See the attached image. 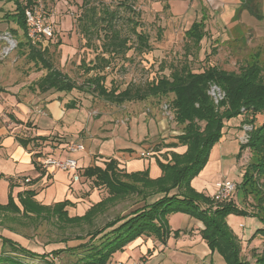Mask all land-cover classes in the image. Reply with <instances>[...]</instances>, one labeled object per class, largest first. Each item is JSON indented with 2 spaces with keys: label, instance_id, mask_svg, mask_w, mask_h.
I'll list each match as a JSON object with an SVG mask.
<instances>
[{
  "label": "crops",
  "instance_id": "0c3cea01",
  "mask_svg": "<svg viewBox=\"0 0 264 264\" xmlns=\"http://www.w3.org/2000/svg\"><path fill=\"white\" fill-rule=\"evenodd\" d=\"M51 6V0H48L47 8L51 10ZM0 7L14 10L11 8L14 7L12 4L0 3ZM246 8H260V12L264 9V0H153L151 3V10L154 15L160 16L162 25L165 22H176L177 27H184L186 31L193 23L202 20L204 36L200 41L198 61H204L203 67L213 65L222 69L228 63L239 66L245 61L253 60H260L264 65V19H256ZM53 19L54 17L52 22ZM43 46L49 47L48 42H44ZM2 83L0 87L4 84L7 87L2 88L4 92L0 89V208L6 207L11 199L18 212L11 209L0 210V236L19 243L32 253L48 257L55 250L69 253L66 249L86 242L87 238L77 240V237H85L90 229L84 236L76 235L68 241L65 238L68 236L65 235L87 224L65 226L53 215L56 208L66 202L67 206L63 210L68 218L83 217L93 205L108 196L104 187L96 186L93 178L84 175L86 169H103L105 163L115 160L118 169L127 174L147 170L151 179H157L161 176L157 161L165 163L170 159L171 153L182 154L186 149L181 145L172 147L171 144L177 143L176 137L179 134L168 135L167 122L159 119L155 113L156 107L146 106V103H143L148 107L146 109L142 107V103L135 102L121 106L109 104L106 113L88 119L84 114L86 106L69 97L77 92L75 90L70 94L53 91L41 94V101L33 105L28 92H24L23 96L18 95L19 91L24 90L22 84H16L14 79ZM15 96L20 97V100ZM68 104H73V108H67ZM117 113L123 117L117 120ZM242 119L239 116L225 122L222 137L211 149L208 162L190 182V187L195 192L213 200L216 186L224 174L227 175L224 180L234 181L237 185L240 183L250 157L248 152L247 160L244 161L246 164L242 160L248 150L242 151L239 158L236 157ZM27 139L31 141L23 144V140ZM69 143L81 144L83 150L70 155L65 150ZM228 154L232 156L231 159L226 157ZM44 156L60 160L74 158L78 165L79 179L72 180L68 172L41 169L39 161ZM236 172L239 179L234 175ZM213 173L216 179L209 184V174ZM230 174H233L234 180L227 178ZM239 193L235 191L234 201L243 207ZM27 195L30 196L29 206L42 209L38 216L25 211L31 218L29 220L22 216L24 207L20 201V198L24 199ZM136 199V202L125 207L122 212L105 219L98 226L95 222V225L102 227L105 222L141 207L143 202L138 201L137 197ZM119 202L98 215L96 220L106 217L109 211L119 206ZM249 220L254 223L253 219ZM15 221L25 222L23 231L13 224ZM246 221L248 220L235 216L227 218L228 225L237 235L242 233L240 226H245ZM167 225L172 233L178 232L177 238L171 235L166 244H161L152 237L137 238L121 252L114 253L109 260L110 264H127L138 259H143L144 264H180L181 260L182 264H197L210 257L199 234L203 229L200 221L187 214L174 213L167 217ZM256 225H252L251 232ZM69 227L75 228L67 229ZM52 229L55 230L51 232ZM51 234L56 236L47 239ZM2 246L0 239V251ZM5 247L8 251L9 248ZM182 256L185 260L181 259ZM35 260L43 262L41 259H30V264H36Z\"/></svg>",
  "mask_w": 264,
  "mask_h": 264
},
{
  "label": "trees",
  "instance_id": "16d2710c",
  "mask_svg": "<svg viewBox=\"0 0 264 264\" xmlns=\"http://www.w3.org/2000/svg\"><path fill=\"white\" fill-rule=\"evenodd\" d=\"M35 1L0 0L3 5L14 6L11 13L4 15L6 20H11L16 26L8 31L15 42L12 52L15 50L18 57L25 59L27 64H32L35 73L43 74L31 84L32 86H28L33 93L44 94L53 91L70 94L75 90L95 95L114 106L135 102L157 108L156 105L167 100V111L169 110L176 124L182 125L181 133L176 137L177 143L171 145L186 148L182 154L171 153L170 159L165 163L157 161L161 171V176L157 179H151L147 170L127 174L118 169L115 160H109L103 169L91 167L84 171L87 178H93L96 186L106 189L108 196L93 205L83 217L68 218L63 210L67 206L66 202L60 204L53 214L65 226L87 224L91 227L85 237H77V240L87 238L86 242L75 248L66 249L69 254L78 256L77 264H107L114 253L121 252L137 238L152 237L161 244H164L171 235L177 238L178 232L172 233L167 225V217L174 213L187 214L202 223L203 229L199 234L209 250L210 257L217 254L224 264H245L241 257L240 237L228 225L227 218L235 216L253 219L257 225L248 241L256 238L263 240L262 247L255 249L251 256L254 264H264L263 64L259 60H253L240 66L237 71L207 65L197 72H193L188 64H183L174 66L168 76H153L142 85L128 84L123 89L112 85L107 87L105 68L110 66L115 57L125 55L131 46L127 45L126 37L123 38L112 24L113 15L108 12L106 5L99 0H81L82 12L78 16V21L82 24L85 45L93 56L87 64L82 62L80 65L88 76L81 84H77L55 68L50 61L48 47L43 46V43L47 41L50 44L51 39L33 43L28 38L24 12ZM127 8L130 9L128 6ZM47 9L53 13L50 8ZM246 9L256 18H260L258 8ZM203 27L202 22L193 23L182 35L199 48L204 36ZM135 35L137 44L134 49L138 53L148 52L150 47L147 37L140 32ZM93 36L100 44L95 45L91 42ZM213 85L224 94L223 99L217 104H214L208 94L210 86ZM67 108H73V104H68ZM239 116L243 118V126L249 127L250 130L241 131V135H245L247 141L239 144L236 157L239 158L244 150H248L250 157L238 185L231 180L223 181L236 185L235 191L240 192L243 207L235 203V192L228 200L214 201L190 187L191 180L199 175L208 162L211 149L220 141L225 122ZM29 141L31 140H23V144ZM235 176L239 178L237 172ZM29 195L24 199L20 198L24 207L22 216L26 217V220L31 219L27 212L38 216L42 210L37 206H29ZM131 196L137 197L143 205L126 215L105 222L102 227L95 225L98 215L105 213L116 202L125 201ZM7 209L18 212L11 199L6 207L0 208ZM244 227L240 226L241 229ZM0 239L3 245L0 251V264H25L18 256L41 259L42 264H56L47 260V255L32 253L8 238L0 236ZM68 240L66 238V241ZM5 246L9 248L8 251L5 250ZM61 252L62 250H55L49 254L57 257Z\"/></svg>",
  "mask_w": 264,
  "mask_h": 264
},
{
  "label": "rangeland",
  "instance_id": "374dc122",
  "mask_svg": "<svg viewBox=\"0 0 264 264\" xmlns=\"http://www.w3.org/2000/svg\"><path fill=\"white\" fill-rule=\"evenodd\" d=\"M99 1L108 7V12L113 15L111 20L112 24L120 32L123 38L126 37L128 40L127 45L131 46V49L128 50L125 55L115 57L111 61L110 66L105 68L104 75L107 87H111L112 85L117 86L119 89H123L128 84L142 85L153 76H168L174 66H180L183 64H188L193 72L201 71L204 68L202 66L204 61H198L201 44H199V48H197L193 45V42L185 39L182 35L185 28L180 26L177 27L176 22L175 24L172 22H165V24L162 25L160 16L154 15L151 10V3L153 0ZM51 4V10L53 11L52 18L54 17L52 22L54 37L52 38V43L49 44L47 49L50 61L55 68L73 79L77 84H81L88 75L80 65L82 62L87 64L89 60H92L93 56L90 49L85 45L86 39L82 34V24L78 21V16L82 12V8L80 7L81 0H51ZM127 6L130 7L131 10L127 8ZM259 9L260 8H258V10ZM261 11L264 13V9L262 8V10H260V18L256 19L263 21L264 15L262 16ZM11 12L12 10H9L8 7H0V39L8 33L10 28H16L11 20L9 21L4 18L5 14ZM258 20L255 21L259 23L260 21ZM201 22L203 23L202 20ZM138 32L147 37V42L150 47L148 52L138 53L134 49L135 44H137L135 33ZM91 42L95 45L100 44V41L97 40L95 36L91 38ZM4 47L5 42L0 40V83L5 80L2 83L4 84L9 80L14 79L16 84H22V88H24V90H21L22 92L19 91V96L24 92H28V97H32L30 100L33 101V105L34 103H39L41 101V94L33 93L28 86H32L31 84L38 79L41 73H35L32 64H27L25 59L18 57L15 50L7 57L2 58ZM247 63L248 62L245 61L244 64ZM260 63L263 64L261 61ZM244 64L238 66L233 63H228L223 65V69L237 71L239 67L244 66ZM5 87H7L6 84H4L3 87H0V89H4ZM3 89L1 92H4ZM69 97L77 99V101L86 106L87 110H85L86 112H84V114L88 119L97 116V114L98 116H101L100 114L106 113L108 111V106H110L107 102L100 100L95 95L86 96L78 91L72 95L70 94ZM16 98L17 100H20V97L17 96ZM167 105V100L160 102L156 105L158 109L155 113L158 114L159 119H164L165 122H167V126L169 127L167 134L175 136V134L181 133L182 125L176 124L173 116L168 112L169 110L167 111ZM146 106H144V104L142 105L145 109L148 108ZM122 117L123 116L120 114L116 116L117 120ZM241 131H244V126H242ZM242 135L239 134L238 136L239 144L243 142V139L241 140ZM247 156L248 151H245V157L242 160L243 162L247 160ZM226 157H229V159L232 158L229 154L226 155ZM244 164L246 163L244 162ZM225 175L226 174L221 176L220 181L226 179L227 175ZM232 177L233 174H230L227 178L233 179ZM215 179V173L209 174V184L214 183ZM237 179L239 178L237 177ZM136 200V197L131 196L127 201L119 202V206H116L113 211H109L106 217H100L95 221L97 226L102 224L105 219L113 217L118 212H122L125 207L136 202ZM246 220L248 221L244 222L245 227L242 228V233L240 235L238 234L241 242V257L245 264H254V259L251 254L255 249L258 250L262 247L263 239L256 238L248 241L254 230L251 232V221L249 219ZM13 224L23 231L24 227L22 226L24 225L19 224L18 222H14ZM72 228L75 227H69L67 229ZM89 229L91 230L88 225H83L81 228H75L72 230V233H69V235H65L68 236L65 238L73 239L76 235L84 236ZM54 230L55 229H52L51 232ZM55 236L56 234H51L47 239L50 240ZM164 244H166V242ZM25 249L31 251L28 248ZM79 254L82 253L79 252ZM111 257L110 259L113 258ZM18 258L25 264H30V259H34L23 256H18ZM48 259L56 264H77L78 256L73 253L71 255L67 252H61L59 256L55 257L52 255L49 256ZM181 259L185 260L183 256ZM39 261L40 260H35L36 264ZM110 263V261L107 262V264ZM39 264H42V262H39ZM180 264H182V260ZM197 264H224V262L217 254H214L211 257H207L205 261L198 262Z\"/></svg>",
  "mask_w": 264,
  "mask_h": 264
},
{
  "label": "built area",
  "instance_id": "2783aa9c",
  "mask_svg": "<svg viewBox=\"0 0 264 264\" xmlns=\"http://www.w3.org/2000/svg\"><path fill=\"white\" fill-rule=\"evenodd\" d=\"M48 0H36L34 4L27 8L24 12L25 23L27 26V36L33 43L41 42L42 40H50L54 37V28L52 24V15L47 9ZM0 40L5 42V47L2 52V58L7 57L15 47L14 40L6 33ZM209 96H211L214 103H218L224 97V94L216 86H210L208 90ZM246 131H249V127H244ZM242 143L247 141L245 135L242 136ZM65 150L67 153L74 154L81 152L83 146L81 144L69 143L66 145ZM39 166L43 170L54 169L71 174L72 180L79 179V171L77 161L72 157L60 160L53 157L44 156L39 161ZM217 191L213 196L214 201L228 200L235 192L236 185L229 181H223L217 184ZM127 264H144L143 259L135 260Z\"/></svg>",
  "mask_w": 264,
  "mask_h": 264
}]
</instances>
